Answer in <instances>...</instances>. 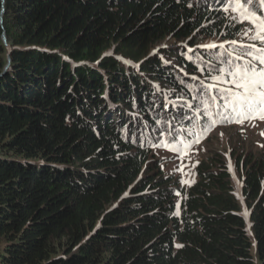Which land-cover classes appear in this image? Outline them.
<instances>
[{
    "label": "trees",
    "instance_id": "1",
    "mask_svg": "<svg viewBox=\"0 0 264 264\" xmlns=\"http://www.w3.org/2000/svg\"><path fill=\"white\" fill-rule=\"evenodd\" d=\"M223 8L0 0V264H256L223 156L200 161L186 187L153 154L173 143L156 131L167 122L199 139L234 123L202 131L195 111L184 108L191 123L178 114L185 103L201 106L192 77L208 80L182 53L207 58L216 50L198 47L206 40L240 37L242 24ZM241 159L264 264V159Z\"/></svg>",
    "mask_w": 264,
    "mask_h": 264
},
{
    "label": "snow or ice",
    "instance_id": "2",
    "mask_svg": "<svg viewBox=\"0 0 264 264\" xmlns=\"http://www.w3.org/2000/svg\"><path fill=\"white\" fill-rule=\"evenodd\" d=\"M224 5L223 10L229 8L235 16L232 19L236 24L249 25L243 29L242 39L227 41L236 47L225 52H219L223 44L201 45L207 55L211 50H216L211 55H200L196 49L189 47L187 52L182 53L185 58L196 63L199 60V71L207 73L208 80H201L193 76V80H199L195 89L197 95L193 100L199 99L200 105L191 103L180 105L181 120L192 122L193 117L184 112L186 107L189 111H195L201 117V129L208 128L217 123H226L232 120L243 122L244 119L259 118L264 120V0H217ZM191 6V5H190ZM235 26V24L230 25ZM188 53H193L192 56ZM195 57V58H194ZM189 91L193 88L188 86ZM215 107L216 111L211 110ZM175 120V117H173ZM166 129H157L160 137L167 136L172 141V148L176 152L183 150V143L178 137L188 141V146L198 142V135L194 130L177 128L175 124L167 122ZM160 147L165 146L162 141Z\"/></svg>",
    "mask_w": 264,
    "mask_h": 264
},
{
    "label": "rangeland",
    "instance_id": "3",
    "mask_svg": "<svg viewBox=\"0 0 264 264\" xmlns=\"http://www.w3.org/2000/svg\"><path fill=\"white\" fill-rule=\"evenodd\" d=\"M229 15H234L231 10ZM249 25L242 24V32L237 39L239 42H246L242 39L243 29ZM207 44H225L218 38L206 40ZM160 167L169 175L179 178L181 183L189 187L197 179V165L209 156L219 154L223 156L233 176L234 191L241 204L240 213L245 217L247 230L253 241L252 252L256 264H259L258 256L255 255L256 241L252 231V220L249 217L251 209L246 206L242 194L243 181L236 169L235 162L239 155L244 158L254 157L264 159V120L257 118L244 119L243 122H234L213 129L203 139H198L189 147L183 148L181 152L168 148H156L153 151Z\"/></svg>",
    "mask_w": 264,
    "mask_h": 264
},
{
    "label": "water",
    "instance_id": "4",
    "mask_svg": "<svg viewBox=\"0 0 264 264\" xmlns=\"http://www.w3.org/2000/svg\"><path fill=\"white\" fill-rule=\"evenodd\" d=\"M3 14H4V10L2 11V13H1V15H0L1 20H3ZM3 38H4L5 43H6L7 46L9 47V44L7 43V36H6V34L3 35ZM9 61L11 62V58H9ZM8 66H9V65H8Z\"/></svg>",
    "mask_w": 264,
    "mask_h": 264
}]
</instances>
